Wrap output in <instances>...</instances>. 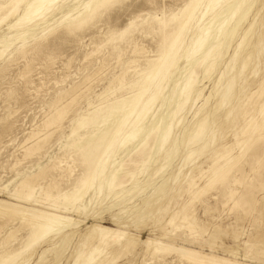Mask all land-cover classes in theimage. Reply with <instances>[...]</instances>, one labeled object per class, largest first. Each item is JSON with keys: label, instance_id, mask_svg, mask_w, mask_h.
<instances>
[{"label": "rangeland", "instance_id": "1", "mask_svg": "<svg viewBox=\"0 0 264 264\" xmlns=\"http://www.w3.org/2000/svg\"><path fill=\"white\" fill-rule=\"evenodd\" d=\"M77 1L78 0H73L69 2L71 4ZM151 1L152 0H127L123 5H118L114 7V9L109 10L111 12H105L100 22L97 21L95 24L87 27V30H84L85 33L82 31L81 34L79 33L76 36H74L75 34H67L60 38V36L49 35L47 40H43L42 38V40L40 39L38 41H36L34 37H28L27 45H30L29 48L32 49L29 54L31 56L33 54V57L30 55L29 57H18L15 55L14 51L20 44V42L16 41L4 53L3 57L0 58V64L10 60L6 70L0 73V200L16 201L11 191L18 185L20 177L23 174L29 173L31 168L37 171L36 163L41 161L42 164H46L51 157L55 158L58 156L63 159L65 158V160L69 159L72 165L75 163L73 165L77 172V174L76 172L74 173L75 177L84 173L82 172L84 165L80 163L81 159L78 155L73 152L71 156L66 150V144L70 143L72 139L69 138L72 128V119L74 116L77 117V115L83 114L84 111L89 108L90 101H93V107H98L101 105V102H106L109 96L113 98L115 97L114 95H121L126 92L125 86H117L116 89H114L116 93H110L108 96L106 95L107 97L100 98L101 100L104 99V101L97 98V95L109 85L112 79L111 77H113L114 74H119L124 65V67H126V59H137L138 64L142 65L144 63L143 59L145 54H142L137 48H141L143 45L149 49L154 48L153 41L158 37L156 32L154 33V31H151L149 28H144L146 20L144 19L145 21H143V16L140 17V19H135L139 24L138 28L134 30L135 32L130 33L132 36L126 35L125 39L112 41L107 28L111 26V23L119 27H124L127 22L129 23L131 21L133 16L135 17L137 14L145 15L150 12L148 9H150L151 6L149 5L154 7V4H156V7L159 8H157V13L161 16L162 12L160 9L164 8L167 10L171 6L176 8L177 4L176 0H153L154 3ZM241 1L242 0H239L237 3L241 4ZM69 2H67L68 5H70ZM145 2L149 7L143 5ZM161 4L163 6H160ZM234 6L235 3L230 7V11L225 12L222 18L215 23L209 38L210 43L216 41L214 36L216 27L222 21H225L224 25L228 22L226 39H228V41L231 40L229 43V50L228 52H226V48L223 50L220 55L219 63L210 73H205L203 66L195 69L197 72L195 87L201 88L203 94L198 101H189L184 110L180 112L179 117L175 120L176 124L167 145L164 148H160L157 142L159 136L164 131L165 124L171 113L170 110L174 104L171 98L172 94H170L171 89L173 91L176 85L183 81L184 76L191 67L189 63L181 64L182 69L180 72L176 71L174 73L175 75L173 74V77L168 82L166 81V84H169V88L164 92L163 101L158 104L161 105L165 101L163 109L158 114L161 116L159 121L161 127L156 140L150 141L149 146L152 148V152L146 170L141 172V166L128 164L127 170L134 171L136 174L133 177L123 178V181H125L123 185L116 186L113 190H110L108 183H105L100 199H98L93 206L87 205V209L83 211L78 210L80 202H77L71 209L69 215L81 220L80 224L73 228L69 227L58 235L49 236L37 245L35 249L25 252L22 256V260H28L26 264H84L86 253L95 247L100 249V253L96 259L98 264H181L182 262V264H188L186 261L178 259V254L174 250L162 248L159 251H150L143 243L146 239H154L162 242L164 245L167 244L173 247L184 246L197 248L247 263L264 264V213L262 215V212L259 213L258 210L251 209L250 207L246 209L248 204H244L245 206H236V211H234L235 206L233 201H229L230 203L224 206L225 202L222 200L224 197V199L227 198L225 193L228 191L229 187L232 189L235 188L234 190L236 191L237 197L245 195L244 192H249L245 196L251 193L253 195L256 194V196L257 194L261 197L264 196V174L260 173L261 167L263 166L262 164L264 163V155L258 158L254 154H251L250 151L245 156L240 155L236 164L237 167L235 166L232 173H230L231 180L227 183L228 187L226 184L220 182L216 186L207 189L199 198L193 201H190L191 190L188 189L186 184L189 177H194L195 182L203 186L207 179V174L203 177L201 170H207L209 166L213 164V157L210 158L213 154V156H215L225 150L234 151L233 153L235 154L237 153L238 142L235 136L237 127H233V118L236 119V121H240L238 125H240L241 128L253 127L257 122L262 121V116H260L257 110L258 104H255L254 101L257 97L255 95H257L256 91L258 90L259 81L264 80V53L261 56H257L259 43L264 46V0H246L236 16L231 20V12L234 10ZM64 9L65 8H63V10ZM152 10L155 9L152 8ZM58 12L59 10L49 14L47 18H51L52 16L55 18L59 17L61 14ZM13 20L14 18L9 19V21ZM9 21L0 24L1 49H3L5 44H11L12 39L19 35L22 29V27L19 26L11 30L7 29V22ZM43 26H45L44 20L38 21L34 26L36 30L33 33L38 32L37 37L42 35L39 31ZM133 33L136 35H133ZM70 35L72 38L75 37L76 39H72ZM145 35L148 38L145 37ZM80 37H83V39ZM79 38L81 40H77ZM49 40V46H43ZM96 40L98 41L96 42ZM143 40L145 42H142ZM241 40H243V44L246 46V51L239 53V58H242L243 55L247 57V65L244 73L249 80L245 83L247 91H244L241 95L242 99L237 98L235 102L242 100V102L247 103L250 107L252 105L253 110L249 114H245L241 112L240 107L237 106L236 110L232 112L231 117L227 118L226 111L231 104L226 105L227 109L225 105L216 108L217 103H219L217 84L219 77H226L228 75L230 77H235L233 91L242 88L241 86L243 83L240 82L239 77V69L242 63L238 61L236 67L230 72L228 68L229 56L235 51L237 44H239ZM59 41L61 42L60 44L58 43ZM150 41L153 45L150 44ZM114 44L116 49H113ZM137 44H139V46H137ZM227 44L228 42L225 46H227ZM108 45H110V47ZM49 47L50 49H48ZM99 47L103 49L100 50ZM107 47L110 49L108 50ZM35 50H37L36 52L38 53H35ZM99 50L100 52H98ZM110 50H112L111 53H109ZM32 51H34V53H32ZM119 53L121 54V61L118 58ZM111 54H113V56ZM114 54H116V58H113ZM96 57L97 59L95 60ZM13 59H15V61ZM24 60L26 61L24 62ZM113 64L116 67H114ZM88 70H90L89 73H87ZM104 75H108L105 76L107 79L104 78ZM94 83L98 84L94 85ZM66 91L68 94L66 93L63 98H60L59 95ZM250 95H252V98ZM176 96L177 93H175L174 97ZM56 108H68L65 118L61 122L62 125L60 123L61 127L59 126L56 133L54 132V134L45 141L43 145V147L47 146L44 147L45 149L42 148L37 152V155L34 154L28 157L27 160L23 159V153L25 152L23 144L26 141L27 134L32 129H35L37 125H40L39 123H42L49 115L53 114ZM73 108L74 110H72ZM158 109L157 107L156 112H158ZM210 113H212L213 116L209 118V124L212 126L213 120H217L216 136L214 140L209 144L205 153L193 155L190 163H188L184 170V172L188 174L187 178L184 177L183 173L179 179L172 181L171 175L181 164L180 157L186 150L185 144L190 129L196 127L198 121ZM158 115L156 116L155 113L154 116L148 120V123L154 120V118L155 121H157ZM86 130L87 129H81L78 133H84ZM207 130L208 128L204 132ZM239 131L242 132L241 129H239ZM260 132H264V123L256 134L258 135ZM248 135V133H241L240 136L241 138H247ZM141 137L142 134H140L133 143L129 144V147L119 150V158L117 156V161L121 159L128 161L130 159L127 155L129 150L138 143ZM40 152H43V154L40 155ZM210 153V157H207ZM71 158L74 161H72ZM29 160L31 161L29 162ZM76 160L79 162L77 163ZM196 161L202 162V164L199 165L200 167L197 166V164L194 165ZM33 163L35 166L31 167ZM79 169L81 170L79 171ZM53 170L56 171L54 172ZM58 172L57 168L50 167L39 181L44 183L50 182L52 176H58ZM235 176L238 178V182H231ZM60 181L63 187L67 186V182H65V184L64 181ZM5 186L8 187L3 188ZM256 189L257 192H255ZM260 191L263 192L260 194ZM39 193L40 190L37 189L35 195L38 196ZM91 195H93V191L89 193V198ZM23 203L32 206L35 204L32 200L29 201V203ZM45 204L48 205L49 202ZM230 208L233 210L231 211ZM248 209L250 210L248 211ZM182 210L194 215L196 219L195 226L197 228L194 227L190 231L187 225L180 221L182 220V213L178 215L177 211ZM169 216L173 218L171 223L167 220ZM10 221H12V219ZM19 224L18 220H16L12 223L10 222L9 226H19ZM97 225H102L112 230L124 231L126 235L120 237L117 241H111L108 246L104 245L98 241L96 234L93 232V229ZM23 231H26V229H22L17 233L18 235L10 238L4 245H18L23 237L26 236V233ZM2 240L0 235V244ZM4 245L1 244L0 246L2 247ZM261 246H263V248ZM80 253H84V256H80Z\"/></svg>", "mask_w": 264, "mask_h": 264}, {"label": "bare ground", "instance_id": "2", "mask_svg": "<svg viewBox=\"0 0 264 264\" xmlns=\"http://www.w3.org/2000/svg\"><path fill=\"white\" fill-rule=\"evenodd\" d=\"M69 1L73 0H0V24H4V22L9 21L10 18H14L13 21L7 22V29L11 30L18 26L22 27L19 35L12 39L11 44H5L3 49L0 48V58L3 57L4 53L16 41L20 42V44L14 51V54L18 57H29V53L32 49L29 48L30 45H27L28 37H34V39L38 41L40 39L42 40V38L43 40H47V37L49 35L60 36V38H62L61 36H65L67 34H75L74 36H76L79 33L81 34L82 31H84L87 27L95 24L97 21L100 22V19H102L101 17L105 12H108L109 10L114 9V7L121 4L123 5V3L127 2V0H78L76 2L77 4H70ZM176 1V8H173V6H171L167 10L164 8L160 9L162 12L161 16L158 15V7H156V4H154V7H152V5H149L151 6L150 9H148L150 10V12H146L147 14L145 15L137 14L135 15V17L133 16L129 23L127 22L125 26L123 25L124 27H119L117 25H113L112 23L111 26L108 27L106 24V26L108 27V33L110 34L112 41L123 38L125 39L126 35H130L131 32H135L134 30L138 28L139 24L135 21V19H140V17L143 16V21L146 20V23L143 22L144 24H146H143L145 26L144 28H149L151 31H154V33L156 32L158 34V37L154 39V41L152 40L154 45L150 41V44L153 45L154 48L149 49L144 45L141 48L136 47L138 51H140L142 54H145L143 59L144 63L142 65H139L137 59H126V67H124L125 65H122L123 67L121 69V72L119 74H114L113 77H111L112 79L109 82V85L97 95V98L100 99L105 97L106 95L108 96V94L110 93H116L114 89H116L117 86H125L126 92L122 94L120 93L121 95H114L115 97L113 98H110L109 96V99L106 102H101V105L98 107H93V101H90L89 108L85 110L86 112L84 111L83 114H79L77 115V117L74 116V118L72 119V128L70 131L71 133L69 134V138L72 139L70 143L66 144V150L70 153L71 156L72 153L75 152L76 155H78V157L81 159L80 163L84 165V168L81 167L84 170H82V172H84L82 175L80 174L79 176L75 177L74 173L76 172V170L73 166L75 163L72 165L69 159L65 160V158L63 159L58 156H56L55 158L51 157L46 164H42L41 161L38 163L35 162L37 166L36 168L38 169L37 171L31 168L35 166V164L33 163V166L30 167L31 170L29 171V173L23 174L20 177L18 185L13 189V191H11L12 196L17 202L0 200V235L3 239L1 244H6V242L9 241L10 238L18 235L17 233L22 229H26V231H23L26 233V236L23 237L22 241L19 242L18 245L10 244L9 246H0V264H26L28 260H22V256L25 252L32 251L37 247V245H39L49 236L58 235L64 232L69 227L73 228L80 224L81 220L69 215L74 205L77 202H80V204L78 205V210L83 211L84 209H87V205L93 206L98 201V199H100V195L103 192L105 183H108L110 190H113L116 186L123 185L125 182L123 181V178L133 177L136 174V172L134 171L127 170L128 164L141 166V172H144L146 170L152 152V148L149 146V144L151 140H156L157 134L161 127V125L159 124L161 116H159L158 114L163 109L165 101L161 105L158 104L163 101L164 92L169 88V84L167 85L166 81L168 82L173 77V74L176 71L180 72V70L182 69L181 64L189 63L191 67L188 73L184 76L183 81L180 84L178 83L173 91L171 89L170 94H172L171 98L174 104L172 109L170 110L171 113L167 123L165 124L164 131L159 136V140L157 142L158 145H160V148H164L169 142L172 130L176 124L175 120L179 117L180 112L184 110L187 103L191 100L193 102H196L201 98L203 94L202 89L199 87H195L197 79V72L195 71V69L203 66L204 72L210 73L212 69L215 68L219 63L220 55L223 50L226 48L225 50L226 52H228L229 43L231 42V40L228 41V39H226L228 22L225 23V25V21H222L218 24L215 29L214 35L216 41L210 43L209 38L212 34V28L215 23H217V21L222 18V15L225 12L230 11V7H232V5L235 3L234 10H231L232 20L246 0H242L240 2L241 4L237 3L239 0ZM67 2H69L70 5H68ZM151 2L154 3L153 0ZM162 4L160 6L165 5ZM143 5L148 6L146 5V2ZM63 8L65 9L63 10ZM152 8L155 10H152ZM57 10H59L58 13L61 14L59 17L55 18L52 16L51 18H47L49 14H52ZM40 20H44L45 26H43L39 31L42 35L40 37H37L38 32L33 33L36 30L34 29V26ZM134 34L135 33H133V35ZM130 36H132V34ZM145 37L147 36L145 35ZM80 38L77 40L83 39V37L81 39ZM60 41L58 42L59 44L61 43ZM97 41L98 40H96V42ZM142 42L145 41L143 40ZM227 42L228 44L227 46H225ZM49 44L50 40L43 46L48 47ZM108 46L110 47V45ZM137 46H139V44H137ZM115 47L116 46L114 44L113 49ZM245 47L246 46H244L243 40H241V42L237 44V48L235 49V51L230 54V60L228 62L229 72L236 67V63L238 61L242 63V66H240L239 69L240 82L243 83L241 86L242 88L233 91L235 77H230L227 75L226 77H219L218 80L217 86L219 103H217L216 108H220L225 105V108L227 109L226 105L231 104L226 111L227 118L231 117L232 112L236 110L237 106H239L241 112H244L245 114H249L253 110L252 105L250 107L247 103L242 102V100H238L237 102H235V99L237 98L242 99L241 95L244 93V91H247L245 83H247L249 79L244 73L247 65V57L243 55L242 58H239V53H241L242 51H246ZM99 48L100 50L103 49H101V47ZM48 49H50V47ZM109 49L110 48H108V50ZM100 50L98 52H100ZM112 50H110L109 53H111ZM36 51L37 50H35V53H38ZM32 53H34V51H32ZM263 53L264 46L259 43L257 56H261ZM111 55L113 56V54ZM115 55L116 54H114L113 58H116ZM118 56L120 60L121 54L119 53ZM31 57H33V54ZM96 59L97 57L95 58V60ZM13 60L15 61V59ZM25 61L26 60H24V62ZM9 62L10 60L0 64V73H3L6 70ZM114 67L116 66L114 65ZM89 71L90 70H88L87 73H89ZM105 76L108 75H104V78ZM95 84L98 83H94V85ZM256 92L257 95L255 96L257 97L254 103L258 104L257 110L259 111L260 116H262V121L257 122L253 127L249 126L247 128H241L240 125H238V122L240 121H236V119L233 118V127H237L235 132L236 140L238 142L237 153L235 154L233 153L234 151L232 152L230 150H225L224 152L218 155L216 154L215 156H213V154L210 157L211 153L207 155V157H213V164L209 166V169L201 170L203 177L205 174H207V179L204 182L203 186L197 184L194 180V177H189L187 179L186 184L188 186V189L191 190L190 201L199 198V196L203 192H205L209 188L216 186L220 182L226 184L228 187L227 183H229L231 180L230 173H232L233 169L235 168L240 155L245 156L249 151L251 152V154H254L258 158H260L261 155H264L262 154L264 153V132H260L258 135L256 134L257 131L261 129L264 123V80L259 81L258 90ZM66 93L68 94L67 91L65 93L62 92L61 95H59L60 98H63ZM175 93H177L176 97H174ZM250 96L252 98V95ZM101 101H104V99ZM157 107L159 108L158 112H156ZM55 110L56 111L53 114L49 115L46 119L43 120L42 123H39L40 125H37L35 129H32L27 134L26 141L23 144V148L25 150V152L23 153V159L27 160L28 157L34 154L37 155V152H39L42 148L47 147H43L45 141H47V139L52 134H54V132L56 133V130H58L59 126L61 127V122L65 118L68 108H56ZM72 110H74V108ZM155 113L156 116L158 115V120L155 121L154 118V120H151V122L148 123V120H150ZM211 116H213L212 113L204 118H201L198 121L196 127L190 129V133L189 136H187L185 144L186 150L180 157L181 164L171 175L172 181L179 179L183 173L184 177L187 178L188 174L185 173L184 170L188 163H190L193 155H201L202 153H205L209 144H211V142L214 140V137L216 136L217 120L214 119L211 126L208 122ZM207 128L208 130L204 132ZM81 129L87 130L84 133H78V131ZM239 129H241L242 132H240ZM241 133H248L249 135L247 138H241ZM140 134H142V137L139 139L136 145L132 146L131 150H129L127 154L130 159L128 161H125L124 159L117 161V159L119 158V150L129 147V144L133 143ZM41 154H43V152H40V155ZM78 160H76L77 163L79 162ZM30 161L31 160H29V162ZM72 161L74 160L72 159ZM196 164L197 166H199L202 164V162L196 161L194 165ZM262 165V169L259 170L260 173L264 174V163ZM50 167L58 169L59 174L56 173L58 174V176H52L51 173L52 179L50 180V182L48 181L47 183H44L39 181L40 178L46 174ZM80 170L81 169H79V171ZM60 180H62V182L64 181V183L67 182V186L63 187ZM231 182H238V178H236V176L233 177ZM7 187L8 186H5L3 188ZM37 189L40 190L38 196L35 195V193H37ZM234 189L229 187L228 191H226L225 194L227 198H222V200H224L223 202H225L224 206L230 203L229 201H233V204L235 206L234 211H236V206H243L244 204H248L246 209L248 207H250L251 209H256L259 211V213L262 212L261 214L263 215L264 196L261 197L257 194V197L256 194L253 195L250 190L251 194L245 196L249 192H244L245 195L237 197L236 191ZM91 191H93V195H91L89 198L88 195ZM255 192H257V189ZM261 192L263 191H260V194ZM31 200L35 203L33 206L23 203H29V201ZM46 202H49V204L46 205ZM249 210L250 209H248V211ZM182 211H177L178 215L182 213V220L180 221L185 223L190 231L194 227L197 228L195 226L196 219L194 215L192 214V216L189 212ZM11 219L12 221H10ZM16 220H18V222L20 223L19 226L16 225L10 227V222L12 223ZM167 220L171 223L173 221V218L169 216ZM93 232L96 234L98 241L107 246L111 241H117L120 239V237L126 235L124 231L112 230L103 227L102 225L95 226ZM143 243L148 247L150 251H159L162 248L166 250H174L178 254L177 258L182 261H186L188 264H252L213 252L199 250L197 248L184 246L173 247L167 244L164 245L162 242L156 241L154 239H146L143 241ZM261 247L263 248V246ZM99 253L100 249L98 247L89 250L85 255L84 264H98V261H96V259ZM82 255L84 256V253H80V256Z\"/></svg>", "mask_w": 264, "mask_h": 264}]
</instances>
